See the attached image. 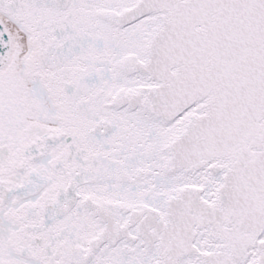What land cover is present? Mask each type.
I'll return each instance as SVG.
<instances>
[{
    "label": "snow or ice",
    "instance_id": "obj_1",
    "mask_svg": "<svg viewBox=\"0 0 264 264\" xmlns=\"http://www.w3.org/2000/svg\"><path fill=\"white\" fill-rule=\"evenodd\" d=\"M0 264H264V0H0Z\"/></svg>",
    "mask_w": 264,
    "mask_h": 264
}]
</instances>
